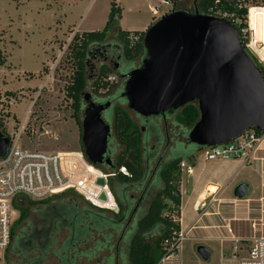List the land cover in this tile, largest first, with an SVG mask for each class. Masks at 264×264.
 I'll return each instance as SVG.
<instances>
[{"label": "rangeland", "instance_id": "rangeland-1", "mask_svg": "<svg viewBox=\"0 0 264 264\" xmlns=\"http://www.w3.org/2000/svg\"><path fill=\"white\" fill-rule=\"evenodd\" d=\"M111 1L0 0V122L4 131L2 133L9 139L15 137L23 126L24 131L19 140L22 147L45 153H82V116H79V121L73 117L71 101L65 92L72 73L68 46L74 30L98 32L103 29ZM192 3L193 0H182L179 6L186 9L192 6ZM254 3L261 9L249 11L250 26L260 36L259 39L264 40V0H256ZM116 4L121 9L118 26L122 31L143 32L157 20L149 13V3L145 0H116ZM257 15L261 16L257 20L258 23ZM253 23L256 24L255 27ZM89 50L90 56L86 61L88 86L95 79L102 61L98 51L93 52L97 48L91 47ZM139 65L140 60H137L133 68ZM117 74L123 75L121 72ZM115 83V96H119L123 80L118 81L116 78ZM85 94H90L89 87ZM122 108L126 109L125 106ZM129 114L133 117L131 112ZM159 126L161 128V124ZM116 146L117 142L113 139L111 148H115V151L120 149ZM200 157L201 154L195 155L196 160ZM187 162V159H184L185 166L188 165ZM186 172V168L181 171L182 179L186 177ZM238 184L231 188V195ZM76 195L68 194L61 201L65 204L74 202L77 208H82L86 203ZM42 207L43 205H36L31 208L28 220L32 221L34 226L41 224L36 212ZM13 212V218L17 219L18 210L14 208ZM24 226L22 223L20 229ZM107 233L108 231L102 232L103 235ZM53 236L56 238L54 246L58 248L67 237V232L57 231ZM95 240L103 243V239L96 235L84 247H88ZM115 241L114 238L112 244ZM198 245L200 244L186 238L181 243L182 249L177 254L175 264H229L221 257L218 246L213 244H201L211 249L210 258L207 261L201 260L196 253ZM79 248H82V244H79ZM37 254L34 252L32 256L36 257ZM107 256V252H99L89 263L83 260L78 263L104 264ZM225 256L229 257L227 253ZM44 264L58 262L49 254ZM119 264L129 263L124 259Z\"/></svg>", "mask_w": 264, "mask_h": 264}, {"label": "water", "instance_id": "water-1", "mask_svg": "<svg viewBox=\"0 0 264 264\" xmlns=\"http://www.w3.org/2000/svg\"><path fill=\"white\" fill-rule=\"evenodd\" d=\"M140 65L120 76L126 109L145 119L172 114L196 103L198 119L186 133L202 150L230 143L248 130L264 133V77L241 45L235 28L211 15L172 10L143 31ZM82 153L100 167L109 154L112 128L101 118L109 103L95 104L83 95ZM10 140L0 131V158ZM111 165V159L104 161ZM99 186L104 180L96 181ZM248 185L238 184L233 197L243 200ZM104 200V196H100ZM203 261L210 252L196 248Z\"/></svg>", "mask_w": 264, "mask_h": 264}, {"label": "trees", "instance_id": "trees-1", "mask_svg": "<svg viewBox=\"0 0 264 264\" xmlns=\"http://www.w3.org/2000/svg\"><path fill=\"white\" fill-rule=\"evenodd\" d=\"M171 1L173 2L174 10L186 13H193L196 10L199 14L216 17H219L217 14L220 12H225L228 15L232 14L234 19L239 22L238 28L235 25L234 27L228 18H225V20L235 28L238 39L244 47V43L240 39L239 28L245 27L246 10L244 8L237 9L233 0H193L192 6L186 9L179 6L182 0ZM254 2L256 0H252V3ZM120 19L121 9L117 6L115 0H112L103 29L98 32L74 34L68 46L72 73L65 87V92L66 97L71 101L72 115L77 121H79V116L82 115L83 95L88 87L90 93L95 95L100 93L107 94L116 88V83H108L106 81L108 76H116V73L105 65H100L98 75L88 86L86 61L90 56L89 49L91 47L98 48L103 46L112 37L114 44L119 48L121 59L123 60L122 67L118 71V73L121 72L122 74H127L133 69L134 62L141 60L144 56L141 44L143 32L130 33L122 31L118 26ZM134 39L133 46L130 47ZM244 50L259 69L261 75L264 76V71L259 66L256 58L245 48ZM197 119V106L196 103L192 102L179 109L175 117V124L186 135ZM0 131L4 133L1 122ZM112 132L113 139L121 149L116 155L114 168L105 170L95 167V169L107 175L115 174L116 182L124 187L130 180L126 173L122 174L119 172L120 169L132 173L133 180L140 178L143 137L130 117L129 111L120 106L113 109ZM254 132L258 136L264 135V133L256 130ZM158 134L159 138H162L159 129ZM186 143L187 148L182 150L177 155V159L166 165L162 171L161 180L164 189L151 202L148 212L141 217L142 219L138 223L137 231L132 236L127 251L129 264H157L164 255L162 242L170 237L173 232H179L180 195L178 187L181 178L179 165L191 154L195 156L202 153V150L189 144L187 140ZM90 171L92 172V169ZM90 171L89 173H91ZM108 186L113 191L111 178H109ZM68 194L76 195L73 192H65L43 202L24 200L20 206L16 207L19 213L10 228V243L5 254L6 264H44L49 254L55 257L58 264H77V248L79 244L93 240L96 235L105 236L102 235V232L113 225V220L110 218V216L114 215L113 212L95 209L88 204H85L82 208H77L74 202L65 204L61 199ZM36 205H43L36 212L38 219L41 221L38 226H34V223L28 220L31 208ZM54 206L59 207L57 209L58 216L52 215V207ZM22 223L25 226L20 229ZM61 230L67 232V237L56 248L54 246L56 238L53 235ZM91 245L96 252L103 248V244L96 240ZM34 252L38 253L36 257L32 256ZM91 254L92 252H90V257L92 256ZM107 262L109 264V260Z\"/></svg>", "mask_w": 264, "mask_h": 264}, {"label": "built area", "instance_id": "built-area-1", "mask_svg": "<svg viewBox=\"0 0 264 264\" xmlns=\"http://www.w3.org/2000/svg\"><path fill=\"white\" fill-rule=\"evenodd\" d=\"M145 1L149 3V13L153 19H159L174 10L171 0ZM233 1L237 9L246 10L245 27L239 28L240 39L244 43V48L256 58L264 71V40L259 39L260 36L252 30L249 22V11L261 8L252 3V0ZM217 16L223 19L228 18L231 24L238 28L239 22L232 14L220 12ZM134 41L135 39L130 47L133 46ZM106 81L115 83L116 77L110 75ZM23 131L22 126L18 134L9 139L10 143L6 153L0 158V264H6L5 254L10 243V228L16 220L13 218V210L24 200L43 202L53 196L71 191L83 198L85 203L92 208L114 210L113 198L106 183L110 175L93 169L95 167L86 162L83 153H45L22 147L19 140ZM263 138L264 135L258 136L254 130H248L230 143L203 148L201 156L204 161L208 162L233 160L246 164L258 149ZM179 166L181 171L186 168L183 162ZM99 178L104 180L103 186L96 184ZM101 195L104 196V200L100 199ZM185 239V234L180 231L173 232L170 237L166 238L162 242L164 255L157 264H170ZM232 251L235 254L239 253L240 249L237 244L232 246ZM236 259L237 264H264V236L253 237L246 246L244 255Z\"/></svg>", "mask_w": 264, "mask_h": 264}, {"label": "crops", "instance_id": "crops-1", "mask_svg": "<svg viewBox=\"0 0 264 264\" xmlns=\"http://www.w3.org/2000/svg\"><path fill=\"white\" fill-rule=\"evenodd\" d=\"M79 33L82 32L74 30L72 36ZM187 161V175L180 178L178 187L179 231L199 243L198 246L207 248L210 256V247L201 244L217 245L221 257L229 264H236V257L244 255L249 241L264 236V139L246 164L233 160L208 162L202 156L196 160L192 154ZM238 183L248 185L243 200L231 195V188ZM235 244L240 249L238 254L232 251ZM181 249L178 248L170 264L176 263Z\"/></svg>", "mask_w": 264, "mask_h": 264}, {"label": "flooded vegetation", "instance_id": "flooded-vegetation-1", "mask_svg": "<svg viewBox=\"0 0 264 264\" xmlns=\"http://www.w3.org/2000/svg\"><path fill=\"white\" fill-rule=\"evenodd\" d=\"M110 39L111 40H107V43L103 46H97L98 48L95 52L97 53L98 51V56L102 58L100 65H105L111 71L115 72L117 80L121 81L120 76H118L117 73L122 67L123 60L121 59L118 46L112 42V37ZM99 67L96 76L99 73ZM90 95L92 102L95 104L104 105L105 103H109L108 108L102 111L101 118L105 123L110 124L112 128L113 109L117 106H125L126 108V103H123L125 99L122 97V93L119 96H115V90H112L107 94L100 93L95 95L90 93ZM82 104L84 109L83 100ZM178 111L179 110L172 114L150 117L147 119L131 112L133 116L131 118L143 137L141 146L142 165L140 178L133 180L132 173L127 172L124 169H120L119 172L122 174L126 173L130 180V182L124 187L116 182L115 174H112L107 178V185L109 178H111V182L113 183V191L108 186L114 202V210L111 211L114 215L110 216L113 220V225L105 230L106 232L108 231V233L105 234V236L102 234L104 237L99 236L103 239V248L99 251H94L91 244L85 248L84 245L86 243L84 242L81 243L82 248H79L78 246L77 264H79L78 262L81 260L89 263L91 260L95 259L99 252L108 253L104 264H108L107 260H109V264H119L120 261L128 258V247L131 243L132 236L137 231L138 223L142 219L141 217L148 212L151 202L156 199L164 189L161 180L162 171L166 165L177 159V155L182 152V150L187 148L186 135H184V131L175 124V117ZM168 121L170 122L168 123ZM160 124L161 128L159 126ZM158 129L160 130L162 138H159ZM112 140L113 132L108 142L109 154L104 156L103 163L98 167L100 169L112 170L114 168L116 155L121 149L116 151L115 148L112 149ZM116 147H118V145ZM107 158L111 159V165H107L104 162ZM58 208V206L52 207V215L58 216ZM114 238L116 241L112 244ZM90 252H92L91 257Z\"/></svg>", "mask_w": 264, "mask_h": 264}, {"label": "bare ground", "instance_id": "bare-ground-1", "mask_svg": "<svg viewBox=\"0 0 264 264\" xmlns=\"http://www.w3.org/2000/svg\"><path fill=\"white\" fill-rule=\"evenodd\" d=\"M212 190H213L212 187H210V188L208 189L209 192H211Z\"/></svg>", "mask_w": 264, "mask_h": 264}]
</instances>
